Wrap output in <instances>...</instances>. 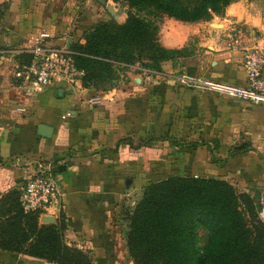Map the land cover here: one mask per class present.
<instances>
[{"label": "crops", "instance_id": "obj_1", "mask_svg": "<svg viewBox=\"0 0 264 264\" xmlns=\"http://www.w3.org/2000/svg\"><path fill=\"white\" fill-rule=\"evenodd\" d=\"M10 10L18 22L13 43L24 39L10 50L31 46L41 31L57 41L82 42L84 26L92 24L83 15L39 22ZM218 23L199 32L204 40L195 55L176 67L166 63L148 83L133 82L99 102L79 101L75 88L64 85L30 96L11 70L27 62L28 54L0 55L1 211L27 172L43 163L53 168L60 201L39 220L52 216L51 224L63 226L64 242L88 251L93 264L116 262L113 218L120 199L143 182L171 175L224 178L249 187L257 193L264 222V103L189 88L173 75L179 70L246 84L245 56L264 47V0L234 2ZM59 89L67 91L63 97L55 96ZM39 124L51 127L49 137L38 134ZM0 264L52 263L0 248Z\"/></svg>", "mask_w": 264, "mask_h": 264}, {"label": "rangeland", "instance_id": "obj_2", "mask_svg": "<svg viewBox=\"0 0 264 264\" xmlns=\"http://www.w3.org/2000/svg\"><path fill=\"white\" fill-rule=\"evenodd\" d=\"M181 1L190 8L201 2ZM237 1L240 0H232V3ZM11 7L16 13L19 12L21 15L26 13L31 20L35 18L39 22L53 19L59 23L63 16L83 15V20H90L92 24L84 26L80 34L83 41L77 40L80 44H84L86 33L99 22L120 25L130 16H135L154 28L157 43L167 58L154 61L153 57L160 54H156L149 44L142 48L128 47L120 55L95 56L94 58L102 60L105 64L90 63L83 66L80 82L75 87L79 101L88 102H99L110 92H113L114 96L117 91L130 88L133 82L148 83L152 76L162 71L166 63L176 67L183 59L195 55L202 49L200 43L204 40L200 38L199 32L208 25L220 27L218 22L227 8L223 13L208 9V16L205 15L195 21H183L167 18L163 14L156 16L146 7L132 5L130 0H103L102 3L97 0H4L0 3V49H12L24 40L13 43L15 41L13 26H17L18 22L12 21L14 17L11 14ZM7 60L9 59H3ZM178 71L173 74L176 78L184 75ZM218 180L229 183L236 195L245 193L247 198L243 200V204L242 201L226 203L222 198L219 199V212L216 213L218 224L215 225L217 232L213 226L207 225L212 222L210 214L199 208L204 204L201 197L193 202L173 200L170 205L165 203L161 214L148 216L139 223V239L143 241V245L135 254H131L127 246L130 216L148 184L144 185L143 182V185L133 187L117 203L118 213L114 212L113 233L119 240L118 251L113 254L115 263L134 264V258L139 264H253L252 261L245 259L246 251L250 248H262L258 264H264V233L257 220L258 218L262 221L259 216L260 210L257 211L254 206L251 205V208L248 204L249 199L253 200L254 205L255 202H259L256 191L249 187L236 186L229 179ZM8 215L12 214L0 211V232L5 231V236L0 234V237H14L15 242L12 246L21 248L36 239L40 225L51 224L38 219V226L33 229L25 225L26 219L23 218L15 222L16 225H12L14 222ZM85 252L89 255L88 251Z\"/></svg>", "mask_w": 264, "mask_h": 264}, {"label": "trees", "instance_id": "obj_3", "mask_svg": "<svg viewBox=\"0 0 264 264\" xmlns=\"http://www.w3.org/2000/svg\"><path fill=\"white\" fill-rule=\"evenodd\" d=\"M130 2L132 5L150 9L156 16L163 14L167 18L195 21L205 15L208 16V9L223 13L224 9L232 3V0H201L193 8L185 5L181 0H130ZM84 40V44L77 42H75L76 45L75 43L71 44V49L75 51L74 60L79 69L90 63L105 64L102 60L94 58L95 56L120 55L128 47L142 48V46L148 44L152 46L156 54H160L153 57L154 61L167 58L157 43L154 28L135 16H130L125 23L120 25L113 22H99L86 33ZM88 79L90 78L88 77ZM214 189H217V191H212ZM246 196L245 193L236 195L229 183L227 184V182L214 177L171 175L165 179L151 182L144 188L140 201L131 213L130 232L127 236L128 249L131 254H135L142 247L143 241L139 239V223L148 216L161 214L165 203L170 205L174 202L173 200L176 202H193L201 197L204 204L199 208L201 211L210 214L212 222L207 225L213 226L212 228L217 232L215 225L218 224L216 213L219 212V199L222 198L226 203L231 201L237 203L240 201L241 203L242 201L243 204V200L247 198ZM8 199L7 204L9 206L4 207L2 212L12 214L11 216L8 215V218H12L14 222L12 225H16L15 222L25 218V225L33 229L37 228L40 213L23 211L19 204L17 188L12 190ZM248 204L249 207L254 206L257 211L261 209L260 202H255L254 205L253 200L249 199ZM257 220L264 233V223L258 218ZM62 227L55 224L40 225L36 239L24 248L12 246L15 242L14 237H0V248L44 258L52 264H93L90 256L85 251L64 242ZM0 234L5 236V231L2 230ZM247 234H249L248 231ZM260 250L262 248H250L246 251V256H243L246 260L252 261L253 264H258ZM133 261L134 264H139L135 262L134 258Z\"/></svg>", "mask_w": 264, "mask_h": 264}, {"label": "built area", "instance_id": "obj_4", "mask_svg": "<svg viewBox=\"0 0 264 264\" xmlns=\"http://www.w3.org/2000/svg\"><path fill=\"white\" fill-rule=\"evenodd\" d=\"M235 31V28H233ZM14 53L28 54L25 63L16 64L11 70L12 75L26 87L32 96L46 87L74 89L80 82L82 71L76 66L71 49L70 38L57 37L47 31H41L29 47L17 50L0 49V55ZM244 69L246 84L236 85L220 81L208 80L198 76L182 75L178 82L186 87L201 89L213 94L236 98L252 103H264V47L249 50L245 56ZM18 200L24 212L47 213L58 206L60 191L53 168L50 164L39 163L28 171L24 180L16 187Z\"/></svg>", "mask_w": 264, "mask_h": 264}, {"label": "water", "instance_id": "obj_5", "mask_svg": "<svg viewBox=\"0 0 264 264\" xmlns=\"http://www.w3.org/2000/svg\"><path fill=\"white\" fill-rule=\"evenodd\" d=\"M99 2H103V0H97ZM67 91L64 90V89H59L57 92H55V96L56 97H63L64 94L66 93ZM50 130H51V127L47 126V125H44V124H39L38 127H37V132L39 135L41 136H45V137H49L50 136ZM40 220L42 222H47V223H52L53 222V217L52 216H49V215H44L40 218Z\"/></svg>", "mask_w": 264, "mask_h": 264}]
</instances>
